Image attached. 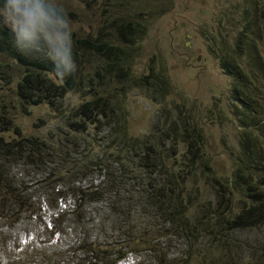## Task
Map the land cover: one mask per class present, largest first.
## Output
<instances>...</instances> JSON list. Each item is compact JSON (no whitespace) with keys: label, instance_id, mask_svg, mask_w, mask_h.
I'll return each mask as SVG.
<instances>
[{"label":"trees","instance_id":"obj_1","mask_svg":"<svg viewBox=\"0 0 264 264\" xmlns=\"http://www.w3.org/2000/svg\"><path fill=\"white\" fill-rule=\"evenodd\" d=\"M255 2L246 0L232 38L207 42L231 78L237 131L224 180L210 167L191 113L166 105L164 72L154 65L132 71L143 32L128 14L105 22L117 31L115 39L102 23L95 36L71 32L75 70L63 79L56 74L64 71L56 57L61 38L44 34L75 14L40 5L45 15L28 39L18 38L0 15V56L7 60L0 80L13 84L8 97L0 96V235L32 218L42 227L38 243L60 235L72 241L38 261L25 250L5 264H116L127 256L133 264H264L263 240L246 247L233 236L264 224V5ZM5 3L0 0L2 12ZM133 88L158 103L157 120L141 137L126 133L125 99ZM68 93L81 100L65 113ZM12 100L24 113L44 104L57 125L43 136L20 133L7 109ZM9 131L14 136L6 137ZM236 249H247V259L236 260Z\"/></svg>","mask_w":264,"mask_h":264},{"label":"rangeland","instance_id":"obj_2","mask_svg":"<svg viewBox=\"0 0 264 264\" xmlns=\"http://www.w3.org/2000/svg\"><path fill=\"white\" fill-rule=\"evenodd\" d=\"M32 1L39 6L48 5L75 14L73 20L67 18V21L52 23L54 29L47 30L44 34L47 40L68 37L71 32L79 36H95L101 23L105 24L104 33L115 39L117 31L114 27L108 28L105 22H109L113 16L128 14L141 26L143 32L138 49L133 52L132 71L135 74L146 73L148 66L154 65L156 71L164 72L168 84L166 105L172 110L175 107L191 113L203 133L204 150L213 173L223 180L228 178L237 131L231 100L228 98L231 78L219 68L207 42L211 37L227 35L232 38L236 34L244 20L246 0H137L134 4H127L122 0ZM253 1H256L258 8L264 5V0ZM0 15L5 19L2 11ZM260 50L263 49L260 47ZM126 55L128 57V53ZM6 61L0 56L1 64ZM12 71L11 68L10 73ZM12 88V83L0 80V96L8 97ZM113 92L112 87L107 90L109 94ZM144 93L141 88H133L126 96V133L129 136H143L157 120L158 103L149 101ZM80 100V96L68 93L64 98L63 111L69 112V108L77 105ZM7 109L14 123L19 126L20 133L24 135L43 136L59 120L44 104L29 105L26 107L28 112L24 113L12 100ZM12 136L11 131L6 135ZM67 201L68 199L65 204ZM69 202L72 203L71 200ZM43 212L46 220V209ZM38 223L31 218L25 226L14 224L10 228H2L5 234L0 235V264L9 262L25 250L29 257L38 261L42 253L51 256L57 251H64L72 242L69 235H60L55 242L56 237L51 239L45 236L38 243L36 235L42 228ZM131 225H135V222ZM89 235L91 239H95L96 231H91ZM233 236L246 247L247 242H262L264 224L255 231H234ZM32 251L36 253L30 255ZM235 256L236 260L247 259V249H236ZM132 262L131 256H127L116 264H133Z\"/></svg>","mask_w":264,"mask_h":264},{"label":"clouds","instance_id":"obj_3","mask_svg":"<svg viewBox=\"0 0 264 264\" xmlns=\"http://www.w3.org/2000/svg\"><path fill=\"white\" fill-rule=\"evenodd\" d=\"M2 15L5 21L10 23L11 30L18 38L28 39L32 34L31 29L45 14L40 6L33 4L31 0H6ZM72 43V39L61 38L56 51V57L59 58V63L64 69L56 72L61 79L75 70L72 61Z\"/></svg>","mask_w":264,"mask_h":264}]
</instances>
